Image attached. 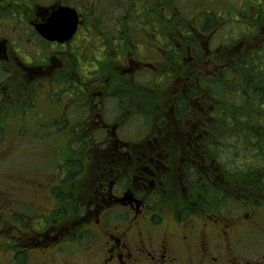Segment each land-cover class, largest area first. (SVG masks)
<instances>
[{
    "label": "flooded vegetation",
    "instance_id": "obj_1",
    "mask_svg": "<svg viewBox=\"0 0 264 264\" xmlns=\"http://www.w3.org/2000/svg\"><path fill=\"white\" fill-rule=\"evenodd\" d=\"M84 1L0 0V112H9L13 121L16 113L37 116L35 127L25 120L18 132L26 141L31 136L45 139L42 143L54 149L56 159L46 193L50 207L42 205L36 215L27 209L30 204L5 212L0 199V223L7 217L14 229L7 239L11 247L0 259L26 264L31 251L45 249L42 264H56L52 253L61 256L57 264H264V254L244 260L226 252L241 243L240 234L250 233L261 219L258 207L264 206L254 203L257 192L248 186L250 180L231 182L232 171L227 172L231 178H224L223 113L231 111L202 88L200 80L208 74L193 76L191 71V63L200 65L205 57L202 38L222 24L199 36L198 46L191 45L186 33L161 30L152 22L139 33L96 31L102 39H95L90 21L142 18L143 0L133 4L136 16L128 12L129 0ZM73 18L75 29L65 37L64 20ZM184 20L197 24L196 19ZM16 24L22 27L15 29ZM135 35L147 38L146 49L126 45ZM109 65L133 75L129 84L137 90L117 75H93L97 68L118 74ZM144 72L149 81L140 75ZM112 85L124 87L121 98ZM138 91H147L146 100ZM110 101L119 105L116 120L117 114L106 113ZM130 116L143 120L134 137L125 126ZM232 121L235 138V117ZM4 125L13 126L9 121L1 130ZM83 132H93L97 139H82ZM91 148L103 161L100 178L82 201L79 191L73 199H63L64 183L75 180L79 188V176L90 160L95 162L87 152ZM69 161L82 163L72 177ZM64 212L73 214L66 227Z\"/></svg>",
    "mask_w": 264,
    "mask_h": 264
},
{
    "label": "rangeland",
    "instance_id": "obj_2",
    "mask_svg": "<svg viewBox=\"0 0 264 264\" xmlns=\"http://www.w3.org/2000/svg\"><path fill=\"white\" fill-rule=\"evenodd\" d=\"M102 3H106V0H101ZM113 1V0H111ZM118 1V0H115ZM134 1V0H131ZM176 3H178L181 7H183V13L186 14V17L190 20V22L194 21L197 9H193L191 6V2L193 0H174ZM203 4L207 9H212L214 12H221L225 11V17L227 16L228 11L227 9H232L235 12V15L237 17H240V13L243 11V9L247 8H253L255 1L258 0H202ZM261 3L264 5V0H260ZM87 4H92V0H85ZM114 2V1H113ZM233 6V7H232ZM245 6L247 8H245ZM128 4V8H129ZM131 12V9H128ZM116 12H119L117 10ZM152 17V15H151ZM250 18V17H249ZM233 18H229V20H232ZM251 19V18H250ZM118 20H105L102 18H97L95 21H90L89 28L93 29V34L96 38L98 37V34L96 35V31L98 32H107L112 24H115ZM232 25L222 24L217 27V29L212 32V34L208 37H203L202 41L205 43V54L204 58L202 59V62L200 65H194L191 63V71L193 76L196 75H202V74H208L211 75V73H214L216 70L220 68L221 65H223L225 62H231L235 61L238 56H244L249 50L259 47L262 44H264V24H259L255 26V29L253 32H249L248 28L252 26L253 22H248V19L246 17H243L241 20H232ZM244 22V23H243ZM136 23V19H135ZM244 24V25H243ZM254 24V23H253ZM15 29H18L22 27L20 24H16ZM243 31L245 33H243ZM83 35V34H82ZM80 35L79 37H82ZM90 35V34H89ZM160 35V34H159ZM162 35L157 37V41L160 40V42L163 40ZM86 39L87 37L84 36ZM225 37V38H223ZM81 39V38H80ZM91 40H93V37L91 35ZM146 37H142L140 35H135L132 38H129L126 45H131V49H138V50H144L146 42L143 40H146ZM156 39V38H155ZM201 41V40H200ZM85 44V41L84 43ZM93 46L94 44H90ZM141 47H139V46ZM143 45V46H142ZM149 45V44H148ZM134 46V47H132ZM138 47V48H135ZM117 55V53H116ZM112 57H116L115 55H112ZM110 66V71L114 72V70H117L118 74H106L105 71H99L97 68L93 73L95 77L103 78L104 76H109L112 78L113 76L117 75L119 76L118 80L122 82H126L128 87L132 91L138 87L137 85H131L129 82L131 81L129 78L133 75L130 73L127 75V73H124V75L120 74L118 69H114V67ZM108 66V71H109ZM122 69H125V67H121ZM139 73V72H138ZM136 73V78H139L140 76ZM140 75L145 76V80H150V75L141 73ZM121 76V77H120ZM107 77V78H109ZM142 79V78H140ZM139 79V81H140ZM115 80V79H114ZM144 82V81H143ZM121 84V83H119ZM134 86V87H132ZM102 86L97 85L96 90H102ZM174 88V85L172 86V89ZM171 89V90H172ZM137 90V89H136ZM170 90V91H171ZM112 91L113 93H118V98H121L120 94L124 93V87L122 85L114 86L112 85ZM147 92V91H146ZM146 92L141 93L138 91V93L142 94L140 99L146 100ZM164 92V91H163ZM149 93V92H148ZM167 93V91H165ZM162 95V93H161ZM167 95H165V98ZM164 98V100H165ZM163 97L161 99V105L164 104ZM235 102H233L234 104ZM109 106L111 108V111L106 110V113L111 115H116L115 120L117 119V116L119 115V112H116V108H119V105L117 106L116 102L110 101ZM216 104V103H215ZM155 103L151 106L153 107ZM15 121H13V116L11 117V114L7 111H1L0 112V126L2 124L9 122L11 125H4L3 129L0 128V199L2 200L1 203L4 204V209L6 211L15 210V207L23 206V205H29V208H27L31 215H36L35 211L39 212V209H42V205H47L48 207L51 206V198L48 196L47 188L48 184L53 182L54 173L56 171L55 163L56 159L53 155L54 149H51L50 146L45 142V139L41 138H34L31 136V139L25 140L22 133H19L18 131H21L19 127L23 125L22 122L25 120H28V125L31 126V128L35 127L36 123L33 121L38 120L39 118L37 116H25L24 113H16ZM19 114H24V116L19 118ZM132 116V115H131ZM129 117L127 121L129 122L126 126L127 132L131 137H134L137 135V125L140 123H143V120L141 117ZM112 117V116H111ZM128 117V116H127ZM114 118V116H113ZM126 119V118H125ZM145 119H148L146 117ZM232 118L229 116L225 117V123H222L223 126V138H224V152L222 155V162H223V168L226 172L224 174V178L226 179L229 175L227 172L232 171L234 173V178L231 179V182H241L247 175L251 173V177L254 175H258L261 172V170L264 169V146L262 149H254L253 142H251L248 139H244L245 133H242V135H239L234 138V135L230 131L232 129L231 123ZM235 132V131H234ZM144 133V132H143ZM142 133V134H143ZM96 134L93 132L89 133H81L80 138L84 139L87 138V140H95ZM95 137V138H94ZM81 139V140H82ZM97 139V138H96ZM30 141L29 143H27ZM94 150L88 149L87 152H89L90 156L92 158L94 157ZM258 151V152H257ZM96 156V155H95ZM69 157V155H68ZM99 155H97V159L95 158V162L90 160L87 163V167L84 169V174L82 176H79L78 185L79 188L75 187V180L70 181L68 183H64L63 189L65 191H72L74 195L72 194L69 198L68 195H70V192H65V194L62 195L63 199H73V197L78 195V199L82 201V197L85 195L88 189H92L94 187V183L98 181L97 179L100 178L99 174L102 173L103 161L98 160ZM71 159V157H69ZM221 160V158H220ZM70 162V161H69ZM73 164V163H72ZM71 163H69V166ZM255 170L254 173L251 170ZM243 171V172H241ZM250 171V173H248ZM260 171V172H259ZM71 176H75L74 174H71ZM231 178V176H229ZM258 181V180H257ZM226 182V181H225ZM226 184V183H225ZM232 184V183H230ZM232 186V185H231ZM258 186V185H257ZM230 187V186H229ZM227 187V188H229ZM232 189L230 188V191ZM264 190V188H263ZM76 191H79V193L76 195ZM81 192V195H80ZM48 196V197H47ZM47 197V198H46ZM262 200H264V196L261 197ZM79 200V201H80ZM264 206V202L263 205ZM229 207L231 205L229 204ZM258 209L261 212V219L258 217L256 219V223L253 225L252 230H249L250 233L247 234H240L238 237L241 239V243L238 246H235V248L226 250V252H235V254L242 257L244 260H250L260 257L262 254H264V207H258ZM21 210V209H20ZM78 213V212H77ZM73 215L71 212H64L63 215V221H64V227H66L67 223V216ZM79 214V213H78ZM20 215V214H19ZM75 218V217H74ZM2 220H4L3 223H0V256H3L6 251L10 249L11 246H9L7 239H9V236L13 233L12 228H10V225L8 224V218L2 217ZM74 220V219H73ZM255 230V232H254ZM254 232V233H252ZM2 242L4 244H2ZM12 244V243H11ZM10 244V245H11ZM31 257L29 258L28 263L26 264H42L46 261L41 258V256H45L46 254L45 249L39 251H31ZM52 257L55 258V263H60V255H56V253L51 254ZM85 257H75L76 260H86ZM82 260V261H83ZM6 257L0 259V262L5 264Z\"/></svg>",
    "mask_w": 264,
    "mask_h": 264
},
{
    "label": "trees",
    "instance_id": "obj_3",
    "mask_svg": "<svg viewBox=\"0 0 264 264\" xmlns=\"http://www.w3.org/2000/svg\"><path fill=\"white\" fill-rule=\"evenodd\" d=\"M134 2L136 1H128L131 9V12L129 10L128 12L130 15L136 16L139 11L135 9ZM191 6L198 12L195 16L196 25L192 22V24H188L184 20L187 18L183 13L184 9L174 0H143L140 9V13H143L142 18H127V21L121 19L122 21L112 24L110 29L119 35L131 33V29H133V33H139L146 30L149 23L152 22L156 26L158 25L161 30L167 27L186 33V37L190 38L191 45L198 46L199 36H207L220 24L232 25L233 19L239 20L240 18L242 20L243 17H246L248 22H253L254 24L252 23V26L248 28L249 32H253L255 26L264 24V5L260 0L255 1L253 8L245 6L247 9H243L240 17H237L232 9H227L229 15L226 18L225 11L216 13L212 9H207L202 0H193ZM229 18L233 19L229 20ZM119 28L121 32L116 30ZM243 33L245 32L243 31ZM200 84L209 95L210 100L217 99L219 106L222 105L224 110L231 111V113L224 111V123L228 114H230V118L235 117V137L245 133V140L254 141V149L258 150L260 147L262 149L264 146V44L249 50L244 56H238L234 62H225L216 74L201 79ZM233 102L235 103L233 104ZM70 163L69 176L72 177L71 174L82 168V163L80 161H76L74 164ZM251 171L254 173L255 170ZM261 172L263 173L251 177L249 171L250 174L244 173L247 176L243 179L250 180L248 186L256 189L257 193L253 199L254 203L258 205H263L264 202L261 198L264 196V169Z\"/></svg>",
    "mask_w": 264,
    "mask_h": 264
},
{
    "label": "water",
    "instance_id": "obj_4",
    "mask_svg": "<svg viewBox=\"0 0 264 264\" xmlns=\"http://www.w3.org/2000/svg\"><path fill=\"white\" fill-rule=\"evenodd\" d=\"M64 22H65V26H64V30H63V35L65 37H67L74 31L76 22H75V18H73L72 20H66L65 19ZM68 23H70V24H68Z\"/></svg>",
    "mask_w": 264,
    "mask_h": 264
}]
</instances>
